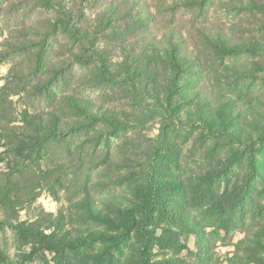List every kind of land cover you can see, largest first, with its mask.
Here are the masks:
<instances>
[{
    "label": "rangeland",
    "instance_id": "rangeland-1",
    "mask_svg": "<svg viewBox=\"0 0 264 264\" xmlns=\"http://www.w3.org/2000/svg\"><path fill=\"white\" fill-rule=\"evenodd\" d=\"M43 1L0 0V90L18 109L52 111L66 127L41 152L37 197L15 216L52 213L79 238L56 249L0 224L8 264H264L258 238L247 239L248 255L240 242L264 218V155L249 159L228 141L213 147L208 121L194 122L200 91L233 101L241 111L235 124L256 133L251 123L264 115V0H60L72 18ZM169 29L189 55L179 70L150 46ZM72 97L118 122L75 112ZM181 177L201 191L192 195L201 238L179 227L176 208L140 211L150 180L162 201L179 193L173 185ZM87 196L113 201L101 206L111 222L91 217Z\"/></svg>",
    "mask_w": 264,
    "mask_h": 264
},
{
    "label": "trees",
    "instance_id": "trees-1",
    "mask_svg": "<svg viewBox=\"0 0 264 264\" xmlns=\"http://www.w3.org/2000/svg\"><path fill=\"white\" fill-rule=\"evenodd\" d=\"M43 2L48 7L55 8L65 15L68 14L69 18L74 17L72 10L66 6L64 1L44 0ZM134 2L142 6L140 1ZM78 21L79 19L76 18V22ZM71 28L76 33H81L79 25L76 27L71 25ZM181 37V34L173 29H169L163 36V39L156 40L152 38L150 41L152 49L155 52H159L158 56L160 54L165 55L171 60L172 66L176 70H179L185 64L183 63V58L189 59L187 49L176 44H180L179 38ZM171 47L172 49H170ZM127 75L135 76L141 74L136 70H129L126 73ZM196 94L198 95L195 99L197 100V109L195 110L197 112L194 122L196 124H205L208 121L207 127L211 133L207 135L206 139L215 140L213 147H220L224 145L221 141H228L232 146L246 148L248 150V157H250L249 159L254 158L255 153H259L261 156L264 155V115H261V120L255 119L252 121L251 124L256 130V133L253 135L251 131H245L241 126L235 124L241 118V111L233 101L226 100L225 97H219L216 101H210L205 97L202 98L200 91ZM67 104L75 112H79L88 117L96 115L98 118L109 122L113 126L118 122L111 113L104 110H97L91 100L72 97ZM209 104H215L216 109L213 110L210 108L208 106ZM64 128H66L64 122L57 117L56 113L52 111L47 113L31 111L27 108L18 109L11 97L7 94L5 95L0 90V224H6L13 228L23 230L27 234L36 236L35 238L37 240L47 243L56 249L72 248L75 239L79 238L77 236L73 238L65 231L62 217L55 218L50 213L34 221H19L15 215H17V210L25 202H30L37 197L36 191L41 187L39 185L40 178L37 176V170L39 171V168L42 167L40 163L44 158L41 152H46L47 145L55 137L62 135ZM163 136L164 133L162 132L160 138ZM155 147L157 150V145ZM232 167V161L227 163V170L230 171ZM193 179L191 177H183L182 179L181 177V183L178 182L173 185V188L178 190L179 193L167 194L166 199H162V201L159 199L160 192L156 189L154 180H150L148 191L138 197L143 204L140 211L157 213L156 205H160L163 208L165 205L176 208L177 219L180 224L179 227L183 229L188 228L191 233L201 238L204 229L201 226V221L194 212L196 206L194 197H192L193 194L201 191L197 189V184ZM199 180H202L201 176H199ZM84 182L86 184V179H84ZM168 187L170 186L167 185V189ZM199 195L203 197L202 193H199ZM84 201L85 207L91 217L100 218L106 222L112 221L110 211L108 212L101 208V206H113L111 199L106 197L95 201L92 197L87 196ZM129 213L131 214L132 211H129ZM2 215L5 217H2ZM132 219L133 216L130 217V221ZM136 222L134 228L136 227ZM44 224L45 227H43ZM130 228L128 229L129 231L131 230ZM47 229L52 230L50 234L45 232ZM250 232L253 233L247 235L246 239L240 241L246 246L242 250L246 251L247 247L248 249L250 248L248 238L249 240L251 238H258L257 242L264 251V218ZM248 249L246 251L247 255ZM255 255L257 258H264L262 253ZM11 262L13 261L10 256L0 247V264H8Z\"/></svg>",
    "mask_w": 264,
    "mask_h": 264
}]
</instances>
